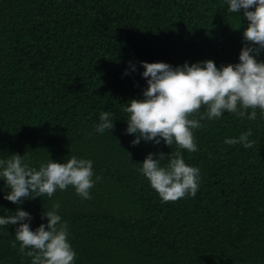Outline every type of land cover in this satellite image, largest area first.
Segmentation results:
<instances>
[{
  "label": "trees",
  "instance_id": "obj_1",
  "mask_svg": "<svg viewBox=\"0 0 264 264\" xmlns=\"http://www.w3.org/2000/svg\"><path fill=\"white\" fill-rule=\"evenodd\" d=\"M227 8L226 0H0V158L19 154L37 170L49 158L93 161L90 199L69 186L19 205L35 230L47 223L43 211L60 204L73 264H264L259 109L255 121L249 109L192 130L197 151H180L200 169L199 188L172 203L138 169L147 154L175 146H132L135 136L125 134L123 104L146 88L140 62H239L248 22ZM104 111L114 129L97 133ZM249 129L253 147L224 143ZM9 191L0 180V217L18 207L4 200ZM14 233L15 226L0 227V264H31L19 243L11 247Z\"/></svg>",
  "mask_w": 264,
  "mask_h": 264
},
{
  "label": "clouds",
  "instance_id": "obj_2",
  "mask_svg": "<svg viewBox=\"0 0 264 264\" xmlns=\"http://www.w3.org/2000/svg\"><path fill=\"white\" fill-rule=\"evenodd\" d=\"M229 13L242 12L247 27L242 32V43L237 64L217 68L212 60L173 67L164 62H140L144 69L141 77L146 81L141 99L126 102L123 112L127 115L126 135H134L130 143L139 145L143 140L175 149L170 154L149 153L138 171L150 184L163 203L176 202L186 195L195 197L199 188L200 169L185 163L182 152H196L193 129L202 127L201 121L221 118L224 113L257 118V109L264 117V61L257 56L264 51V0H226ZM239 21L241 17L237 15ZM131 72L137 69L129 62ZM128 75L126 71L124 73ZM203 109V111H201ZM96 132L114 129L111 113L100 114ZM252 131L243 132L238 138H228L227 145L241 144L251 148L256 141L249 140ZM130 162V153H126ZM166 161V162H165ZM101 177L96 176L95 182ZM0 180L10 189L4 200L17 205L14 213L0 217V227L15 226L12 248L19 243V252L31 258V264H73L76 253L68 242L67 222L57 214L59 203L53 210L44 212L41 223L32 230L30 213L19 205L26 200L47 196L57 189L72 186L78 196L90 199L89 190L94 186L93 161L75 156L66 162L48 159L39 169L24 162V156L12 154L0 158ZM27 250V251H26Z\"/></svg>",
  "mask_w": 264,
  "mask_h": 264
}]
</instances>
